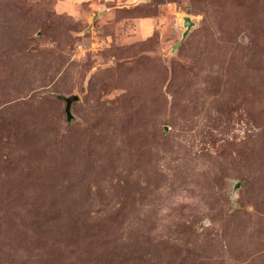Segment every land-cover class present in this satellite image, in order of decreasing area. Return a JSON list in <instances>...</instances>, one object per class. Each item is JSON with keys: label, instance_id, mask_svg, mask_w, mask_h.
I'll return each mask as SVG.
<instances>
[{"label": "rangeland", "instance_id": "rangeland-1", "mask_svg": "<svg viewBox=\"0 0 264 264\" xmlns=\"http://www.w3.org/2000/svg\"><path fill=\"white\" fill-rule=\"evenodd\" d=\"M0 264H264V0H0Z\"/></svg>", "mask_w": 264, "mask_h": 264}, {"label": "water", "instance_id": "water-1", "mask_svg": "<svg viewBox=\"0 0 264 264\" xmlns=\"http://www.w3.org/2000/svg\"><path fill=\"white\" fill-rule=\"evenodd\" d=\"M194 22L190 17H184V26L186 28L185 33H184V38L189 34L191 28L194 26ZM63 99L66 101V113L68 116V120H71L73 118L72 115V105L75 101L79 100V97L76 95L70 96V97H63Z\"/></svg>", "mask_w": 264, "mask_h": 264}]
</instances>
